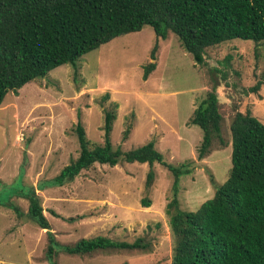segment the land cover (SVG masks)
I'll return each instance as SVG.
<instances>
[{"label":"rangeland","instance_id":"1","mask_svg":"<svg viewBox=\"0 0 264 264\" xmlns=\"http://www.w3.org/2000/svg\"><path fill=\"white\" fill-rule=\"evenodd\" d=\"M155 42L152 28L145 26L85 54L76 66L56 67L17 94L5 95L0 104V264H170L174 238L166 208L173 196L181 210L194 211L214 195L210 177L216 185L226 181L236 111H249L264 124V85L257 93L246 91L264 81V41L234 39L207 48L198 65L169 33L158 41L156 68L144 81ZM208 93L219 105L221 138H214L199 160L202 131L189 119ZM107 112L115 116L114 149L127 152L152 140L165 162L183 165L187 172L175 192L171 172L154 164L155 179L147 189L150 167L121 160L114 167L96 163L72 182L36 190L58 242L52 263L45 258L46 230L29 218L28 202L19 195L45 185L78 157L79 118L90 145L103 144ZM142 200L150 206L143 207ZM98 235L126 242L146 237L152 248L83 256L61 251Z\"/></svg>","mask_w":264,"mask_h":264},{"label":"trees","instance_id":"2","mask_svg":"<svg viewBox=\"0 0 264 264\" xmlns=\"http://www.w3.org/2000/svg\"><path fill=\"white\" fill-rule=\"evenodd\" d=\"M145 26L152 28L156 42L143 68L144 81L156 68L158 41L166 40L169 33L198 65L204 63L207 48L221 43L234 39L263 42L264 0H0V104L9 91L17 94L61 65L76 66L85 54ZM262 85L264 81H258L246 91L257 93ZM114 119L113 113L105 114L103 144L91 146L79 118L75 125L78 157L45 185L19 195L28 202L29 218L46 230L45 258L52 263L58 242L36 190L72 182L96 163L114 167L121 160L150 167L147 189L155 179L154 164L171 172L175 192L179 177L187 172L183 165L165 162L152 140L127 152L114 149L110 141ZM221 122L215 95L208 93L189 119L190 125L202 131L199 160L208 155L213 139L221 138ZM229 129L231 167L223 184L216 185L210 177L213 197L194 211L181 210L176 195L167 205L174 238L170 264H264V124L249 111H236ZM128 133L129 129L123 139ZM142 204L150 206L147 200ZM151 248L146 237L126 242L98 235L67 244L61 251L83 256L99 251L149 252Z\"/></svg>","mask_w":264,"mask_h":264}]
</instances>
